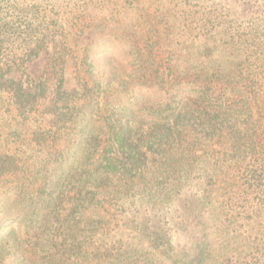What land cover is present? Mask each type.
Here are the masks:
<instances>
[{"label": "trees", "instance_id": "16d2710c", "mask_svg": "<svg viewBox=\"0 0 264 264\" xmlns=\"http://www.w3.org/2000/svg\"><path fill=\"white\" fill-rule=\"evenodd\" d=\"M136 3L0 0V264H261L264 0H158L157 40L121 19ZM98 9L124 40L100 41ZM184 195L182 245L148 217Z\"/></svg>", "mask_w": 264, "mask_h": 264}, {"label": "rangeland", "instance_id": "374dc122", "mask_svg": "<svg viewBox=\"0 0 264 264\" xmlns=\"http://www.w3.org/2000/svg\"><path fill=\"white\" fill-rule=\"evenodd\" d=\"M62 1H68L69 6H67V9L69 11L70 7L73 6L76 2V0H62ZM138 1V0H136ZM141 1L140 3H136V6L128 7L126 9V12L123 16H121V19H130V21L135 22L139 27L142 29L144 28L146 31L148 30H153V40H157L158 36L157 34V24H162L163 22V17L162 16V11L158 9V0H139ZM63 11H66V8H62ZM74 11V10H73ZM95 15L97 20V23L103 21L105 24L101 26V29L99 30L100 34L99 39L102 41V43H105V45L108 44V46H111L113 43H117L116 41L118 39H123L124 40V34L121 30H119V24L114 23L110 26V18L105 14L106 12L98 9L94 10ZM161 15V16H160ZM109 27H106L107 25ZM156 25V26H155ZM112 26H115V28H112ZM118 55H120V58L124 57V52L120 51L118 52ZM83 60L81 59H76V58H71L67 65H66V80H65V87L68 90H72L74 88L79 87V81L77 77V72L78 69H82V63ZM81 64V65H80ZM26 71L29 73L32 79L35 81H38V79L42 76L45 75L46 72V56L45 52L42 51L40 55L36 58H34L31 62L26 64ZM13 76L16 75V73H12ZM14 181H11L7 184V190L6 194L8 195L7 197L9 198L8 205L11 207H19L21 206L22 202L24 203V200L20 197L19 195V190L16 191L17 189L12 187L14 185ZM16 184V183H15ZM8 187H12L11 191L8 190ZM189 199L187 195H184L183 198L181 199L180 204L177 206L175 211H173L171 214H162L159 218V220H156L153 217H148L151 219V222L153 225L158 224L162 225L163 229H166V232L168 235H170L171 239H173L174 243H182V245L186 244V241H189L190 239H193L197 237V231L195 228H193L192 225V217L191 213L189 210ZM12 215V214H11ZM13 218V216H11ZM11 218H7V221L4 222L1 226L0 229L6 230L8 227V223ZM16 222L14 224V229L18 232L19 230L23 231V222L15 219ZM151 224V225H152ZM5 249H8L9 254H7L6 257L12 256V254L15 252L17 249V244L15 243V240L13 238L10 239L9 243L7 242L5 244ZM257 252H253L252 249L245 250L242 256V264H246L248 261H252V255L256 254ZM262 255L261 257V264H264V248H262V252L260 253Z\"/></svg>", "mask_w": 264, "mask_h": 264}]
</instances>
